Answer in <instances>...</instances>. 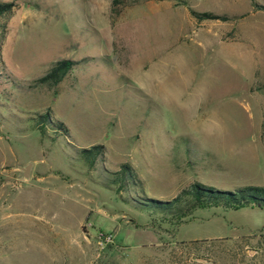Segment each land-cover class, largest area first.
<instances>
[{"label": "rangeland", "instance_id": "rangeland-1", "mask_svg": "<svg viewBox=\"0 0 264 264\" xmlns=\"http://www.w3.org/2000/svg\"><path fill=\"white\" fill-rule=\"evenodd\" d=\"M0 1L15 4L0 19V264H264L263 209L177 219L144 200L264 187V0ZM189 8L226 15L203 21L236 39L202 46ZM63 59L54 93L37 79ZM49 109L67 134L41 135Z\"/></svg>", "mask_w": 264, "mask_h": 264}, {"label": "trees", "instance_id": "trees-1", "mask_svg": "<svg viewBox=\"0 0 264 264\" xmlns=\"http://www.w3.org/2000/svg\"><path fill=\"white\" fill-rule=\"evenodd\" d=\"M178 4H186V0H174ZM120 0H112V5L119 3ZM15 6L14 2H2L0 1V19L8 18ZM255 8L264 10V6L255 2ZM189 12L196 20L203 19H219L227 20L226 15H219L213 12H198L189 8ZM3 23V22H2ZM1 23V28L4 31L5 25ZM75 61L72 60H58L55 61L46 74L37 79V82L41 85H45L57 93V86L65 77V75L71 70ZM35 125L42 136L47 135L49 128L61 130L64 134H67L68 129L61 122H52L50 109L46 112L39 114L35 118ZM104 146L93 145L89 149H81V154L87 161L90 168L94 166L95 160L98 156H103ZM128 174L133 178L134 172L129 165H122L118 171L114 172V179L111 182H120L118 189L123 184L128 182ZM121 178H125L124 182L120 181ZM149 211H152L155 215H163L182 219L189 215L196 208H225V209H239L242 207H251L255 209L264 210V187L247 185L239 187L235 190H222L212 186L205 185L201 182L195 181L189 185V187L182 189L175 197L169 200H159L154 198H146ZM134 206L141 208V204L135 201Z\"/></svg>", "mask_w": 264, "mask_h": 264}, {"label": "crops", "instance_id": "crops-1", "mask_svg": "<svg viewBox=\"0 0 264 264\" xmlns=\"http://www.w3.org/2000/svg\"><path fill=\"white\" fill-rule=\"evenodd\" d=\"M162 1H167V3L172 4V2L170 0H162ZM159 1V2H162ZM152 3H156V2H151L148 4H152ZM174 6H177L176 4ZM188 22H190L191 24H193L195 26V31H200L202 33V37H201V44L204 47H207L209 45V43L212 41L214 36H218L221 40H234V39H223L221 36L223 34V30H221L218 26V22L215 25H210L208 26L207 23L203 20H196L194 17L191 16V14L189 13L188 16ZM217 26V30H214V27ZM199 33V35L201 34ZM264 84V83H262ZM264 88V87H263ZM258 89V91L255 92V95H258V103L260 102L259 97H263L264 96V89ZM261 104V102H260ZM259 105V104H258ZM263 118H264V111H262V117H261V127L263 125Z\"/></svg>", "mask_w": 264, "mask_h": 264}, {"label": "water", "instance_id": "water-1", "mask_svg": "<svg viewBox=\"0 0 264 264\" xmlns=\"http://www.w3.org/2000/svg\"><path fill=\"white\" fill-rule=\"evenodd\" d=\"M24 172H25V174L27 173V168H25V171Z\"/></svg>", "mask_w": 264, "mask_h": 264}]
</instances>
